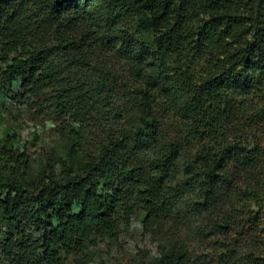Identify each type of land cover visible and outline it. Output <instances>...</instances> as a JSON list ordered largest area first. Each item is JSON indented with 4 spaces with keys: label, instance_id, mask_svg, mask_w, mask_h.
Masks as SVG:
<instances>
[{
    "label": "trees",
    "instance_id": "trees-1",
    "mask_svg": "<svg viewBox=\"0 0 264 264\" xmlns=\"http://www.w3.org/2000/svg\"><path fill=\"white\" fill-rule=\"evenodd\" d=\"M12 90L67 145L41 180L6 150L4 264L78 260L138 212L202 221L153 264H264V0H0Z\"/></svg>",
    "mask_w": 264,
    "mask_h": 264
},
{
    "label": "rangeland",
    "instance_id": "rangeland-1",
    "mask_svg": "<svg viewBox=\"0 0 264 264\" xmlns=\"http://www.w3.org/2000/svg\"><path fill=\"white\" fill-rule=\"evenodd\" d=\"M17 93H0V173L8 175L6 150L12 149L29 161V175L41 180L47 154L65 153L66 135L46 102L20 98ZM143 221L144 214L136 213L119 227L115 236L98 239L84 256L75 261L69 258L65 264H153L169 244L180 243L195 251L204 243L198 234L202 222L199 217L174 216L163 226L153 228ZM0 264H4L2 259Z\"/></svg>",
    "mask_w": 264,
    "mask_h": 264
}]
</instances>
